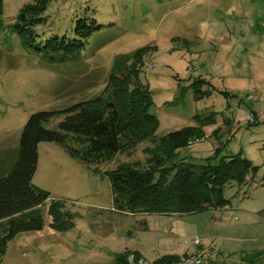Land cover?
<instances>
[{
    "label": "rangeland",
    "instance_id": "1",
    "mask_svg": "<svg viewBox=\"0 0 264 264\" xmlns=\"http://www.w3.org/2000/svg\"><path fill=\"white\" fill-rule=\"evenodd\" d=\"M33 2L0 0V175L13 165L31 113L54 111L43 127L57 129L65 115L62 110L110 94V75L120 74L121 59L130 64L134 54L136 76L150 91L151 112L158 118L155 137L195 124L196 115L215 116L199 140L162 167L171 161L202 160L219 147L222 154L248 159L256 169L248 182L223 187L228 206L183 214H133L114 208L103 172L120 164L145 165L149 154L144 148L154 147L153 139L135 142L100 164L99 172L59 143L40 141L31 185L49 194L34 210L42 227L17 232L6 242L0 264H116L117 254L127 248L156 254L200 248L213 252L203 264H243V254L264 249V80L245 82L224 74V67L232 70L229 63L238 57V50L212 41L189 51L182 19L170 10L177 0H46L41 19L31 26V38L16 24L22 8ZM83 16L95 18L99 27L77 54L52 57L43 47L45 40L54 35L72 37L75 19ZM260 51L253 53L262 57ZM241 57L251 56L242 51ZM200 77L214 89L197 97L193 84ZM209 89L206 82L199 91ZM246 112L254 115L253 122L245 118ZM224 118L231 119L229 127ZM53 200L61 201L57 226H52L48 212ZM127 259L131 261L132 255Z\"/></svg>",
    "mask_w": 264,
    "mask_h": 264
},
{
    "label": "trees",
    "instance_id": "2",
    "mask_svg": "<svg viewBox=\"0 0 264 264\" xmlns=\"http://www.w3.org/2000/svg\"><path fill=\"white\" fill-rule=\"evenodd\" d=\"M45 3L46 0H35L22 8L16 24L21 33L27 31L32 38L31 26L41 19ZM98 27L93 17H77L72 37L51 36L43 47L52 57L77 54ZM121 61L120 74L109 77L111 93L62 110L65 115L57 129L43 127V122L48 121L54 111L39 110L28 116L19 136L16 159L9 171L0 175V254L17 232L42 227V218L34 210L49 194L31 185L40 141L59 143L87 168L99 172V165L110 161L117 153L137 141L153 139L154 147L144 148L149 154L145 165L126 163L103 172L109 180L114 208L133 214H183L222 208L228 204V199L222 195L223 187L231 182L240 186L251 179L249 174L256 167L239 154H222L219 147L212 156L202 160L171 161L170 166L162 167L165 160L186 148L189 141L199 140L203 127L215 122V116L212 113L196 115L195 124L155 137L158 118L151 112L150 91L136 76L137 57L134 54L130 64L125 59ZM204 83L202 78L194 81L195 96L210 94L211 89L199 91ZM254 118L253 115L249 122ZM231 122L230 118H224L225 126L229 127ZM60 207L59 200H53L49 206L52 226H57L61 218ZM129 255H132L131 261L127 259ZM178 258L162 256L149 264H167ZM140 259L143 258L137 251L125 249L117 254L116 264H139ZM242 261L243 264H264V249L243 254Z\"/></svg>",
    "mask_w": 264,
    "mask_h": 264
},
{
    "label": "crops",
    "instance_id": "3",
    "mask_svg": "<svg viewBox=\"0 0 264 264\" xmlns=\"http://www.w3.org/2000/svg\"><path fill=\"white\" fill-rule=\"evenodd\" d=\"M170 10L177 12L178 20L182 19L183 28L188 32L184 39L188 42L189 51L205 48L203 45L206 46V44L215 41L218 46H223L225 49L238 50L236 51L238 57L229 63L232 70L229 72L224 67L225 75L233 80L244 79L245 82L252 81L257 77L264 80V0H232L230 2L228 0H177L176 5ZM215 14L217 15L215 16ZM258 50H261L262 57L254 55L255 51ZM242 51L248 52L251 57L243 59L241 57ZM206 74L204 72L203 76ZM206 77H202V79L208 83L211 90L214 89ZM127 249L137 251L142 258L151 261L162 256H182L208 252L199 248V250L196 249L192 252L166 251V253L156 254V251L150 253L135 248ZM211 254L213 252L210 253V257ZM220 255L224 258L228 257ZM234 257L235 255L231 258Z\"/></svg>",
    "mask_w": 264,
    "mask_h": 264
},
{
    "label": "built area",
    "instance_id": "4",
    "mask_svg": "<svg viewBox=\"0 0 264 264\" xmlns=\"http://www.w3.org/2000/svg\"><path fill=\"white\" fill-rule=\"evenodd\" d=\"M150 64V63H149ZM148 64V65H149ZM150 65H154V63H151ZM247 99H255L253 96H248ZM245 118L248 121L253 120V115L251 112H246ZM193 141H189L186 145V148H190L192 146ZM193 242L195 244H198V240L194 239ZM210 254L208 252H202L198 254H190V255H182L179 256V258L175 261H171L167 264H203L208 260ZM139 264H149L147 262H144L142 259L139 260Z\"/></svg>",
    "mask_w": 264,
    "mask_h": 264
}]
</instances>
